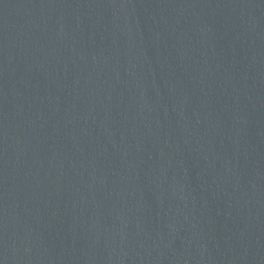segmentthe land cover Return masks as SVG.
<instances>
[{"label":"water","instance_id":"water-1","mask_svg":"<svg viewBox=\"0 0 264 264\" xmlns=\"http://www.w3.org/2000/svg\"><path fill=\"white\" fill-rule=\"evenodd\" d=\"M0 264H264V0H0Z\"/></svg>","mask_w":264,"mask_h":264}]
</instances>
